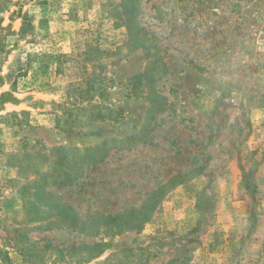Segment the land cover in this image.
Returning a JSON list of instances; mask_svg holds the SVG:
<instances>
[{"label": "rangeland", "instance_id": "1", "mask_svg": "<svg viewBox=\"0 0 264 264\" xmlns=\"http://www.w3.org/2000/svg\"><path fill=\"white\" fill-rule=\"evenodd\" d=\"M119 3L0 0V67L4 75L11 67L26 70L16 95L21 103L0 112V249L10 252L11 264H28L13 246L14 230L40 224L26 221L8 154L25 143L83 149L142 134L131 150L111 151L72 186L48 190L89 219L140 210L168 183L148 223L110 235L105 225L98 234L42 227L30 237L62 248L110 244L82 264H264V0H140L142 27L168 66L157 81L164 104L152 116L150 102L129 85L147 59L128 45ZM24 19L32 27L21 39ZM88 46L108 53L103 102L118 116L99 121L97 131L105 132L94 136L57 128L51 105L68 102L64 108L74 111L67 88L78 79L86 87L93 69L100 71L84 62ZM21 111L30 112L28 124L10 115ZM32 206L38 208L34 200Z\"/></svg>", "mask_w": 264, "mask_h": 264}, {"label": "trees", "instance_id": "2", "mask_svg": "<svg viewBox=\"0 0 264 264\" xmlns=\"http://www.w3.org/2000/svg\"><path fill=\"white\" fill-rule=\"evenodd\" d=\"M119 6L122 10L119 21L121 26L126 27L128 31V45L133 50L142 49L147 59L145 72L132 77L129 80V85H132L133 95L136 98L150 102L149 116H152L155 112H159L164 104V97L157 89V81L166 75L168 66L157 39L149 35L142 27L140 0H120ZM27 22V19H24L18 34L21 39L28 36L29 28L32 27ZM107 54L99 47L92 48V46H88L85 51L84 62L87 65H93V68L99 66L100 71L97 72L96 69H93L94 71L90 74L92 77L87 81L88 85L85 84L86 87H84L85 81L78 79L67 88L68 100L72 102L74 111L70 112L64 108L68 102L51 103L53 112L56 114V126L60 130L94 136L105 132L104 130L97 131L99 121L118 120L116 111L103 102L104 89L102 85L104 77L102 71L105 69L103 57ZM84 68V72L88 75L87 67ZM25 75L26 70L19 69L18 72H15L12 67L4 75L2 67H0V89L6 84L11 87L9 91L0 94V112L5 110L7 104L19 105L21 103L16 95L19 80ZM96 96L98 97L97 100L95 99ZM10 115L12 117L23 116L24 124H28L29 117H31L29 111L14 112ZM151 119L152 117H148V121ZM94 127L96 130L93 129ZM141 136L109 142L112 145L106 143L98 147L83 149L66 146L47 149L40 143H36L28 149L29 146L25 143L17 151L8 154L6 166L17 170L18 178L16 177L14 182L19 181L16 193L20 198L22 209L27 213L26 221L28 223H40L35 228L53 229L63 226L72 231L87 234L100 233L102 225H105L104 232L106 235L140 229L150 221L152 208L163 195L165 191L163 189L168 186V183L155 191L140 210L116 216L95 214L89 219L81 218L70 204L48 189L51 187L62 189L72 186L84 176L87 169L104 163L111 151L131 150L134 145L141 141ZM241 170H243L242 184L244 188L253 187L254 185L249 180L248 174L244 172L243 167ZM20 178L22 179L21 182ZM179 178L180 176H175L171 182L177 181ZM251 197L254 199V194ZM33 200L38 204V208L32 206ZM35 228L22 227L14 230L13 246L28 264H46L50 260L62 261L66 264L70 262L90 263L110 247V244L104 241L92 244L82 243L69 248L55 246L48 240L42 243L30 237V232ZM137 251L144 254L148 249L140 248ZM131 253L134 252L131 251ZM11 263L10 252L7 249H0V264Z\"/></svg>", "mask_w": 264, "mask_h": 264}]
</instances>
